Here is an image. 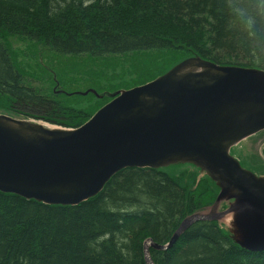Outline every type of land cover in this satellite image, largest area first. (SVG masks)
Returning a JSON list of instances; mask_svg holds the SVG:
<instances>
[{
    "label": "trees",
    "instance_id": "16d2710c",
    "mask_svg": "<svg viewBox=\"0 0 264 264\" xmlns=\"http://www.w3.org/2000/svg\"><path fill=\"white\" fill-rule=\"evenodd\" d=\"M10 36L64 56L186 51L221 66L264 70V0H0V97L8 112L79 128L91 115L27 84ZM197 177L127 168L77 206L0 191V264H147V239L169 243L185 218L215 203L219 188L209 177L197 184ZM202 182L206 194L196 191ZM150 254L155 264H264V250L241 247L217 220L193 223Z\"/></svg>",
    "mask_w": 264,
    "mask_h": 264
},
{
    "label": "water",
    "instance_id": "95a60500",
    "mask_svg": "<svg viewBox=\"0 0 264 264\" xmlns=\"http://www.w3.org/2000/svg\"><path fill=\"white\" fill-rule=\"evenodd\" d=\"M45 123L0 114L1 192L77 206L124 169L191 164L220 190L211 213L185 218L167 244L147 239V264H155L150 247L166 249L193 223L231 214L234 241L264 250V176L231 154L264 131V70L192 56L151 82L120 91L79 128ZM223 200L233 202L216 212Z\"/></svg>",
    "mask_w": 264,
    "mask_h": 264
},
{
    "label": "rangeland",
    "instance_id": "374dc122",
    "mask_svg": "<svg viewBox=\"0 0 264 264\" xmlns=\"http://www.w3.org/2000/svg\"><path fill=\"white\" fill-rule=\"evenodd\" d=\"M6 43L27 84L37 87L48 96L57 97L66 106L84 111L83 114L91 115V118L120 91L148 83L191 56L186 51H153L93 59L88 56L60 55L38 43L15 36L8 37ZM92 91L102 93L103 96L96 97ZM8 110L6 98L0 97V114L11 115ZM231 154L244 168L264 176V131L235 145ZM164 170L176 176L185 171L197 172V184L201 179L208 178L191 164L172 165ZM206 185L200 183L196 191L206 194ZM231 202L221 201L216 212L224 211ZM208 207L200 212L210 214L211 208ZM233 219L234 215L231 214L218 221L230 232L234 228Z\"/></svg>",
    "mask_w": 264,
    "mask_h": 264
},
{
    "label": "bare ground",
    "instance_id": "6f19581e",
    "mask_svg": "<svg viewBox=\"0 0 264 264\" xmlns=\"http://www.w3.org/2000/svg\"><path fill=\"white\" fill-rule=\"evenodd\" d=\"M45 124H47V123H45ZM230 218H231V217H230ZM230 218H229V219H230ZM227 221H228V220H227ZM156 249H157V248H156Z\"/></svg>",
    "mask_w": 264,
    "mask_h": 264
}]
</instances>
